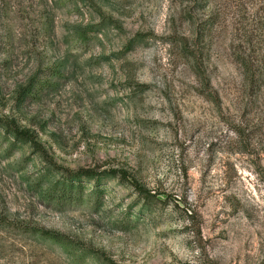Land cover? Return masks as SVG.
Segmentation results:
<instances>
[{
    "label": "rangeland",
    "instance_id": "obj_1",
    "mask_svg": "<svg viewBox=\"0 0 264 264\" xmlns=\"http://www.w3.org/2000/svg\"><path fill=\"white\" fill-rule=\"evenodd\" d=\"M0 264H264V0H0Z\"/></svg>",
    "mask_w": 264,
    "mask_h": 264
},
{
    "label": "trees",
    "instance_id": "obj_2",
    "mask_svg": "<svg viewBox=\"0 0 264 264\" xmlns=\"http://www.w3.org/2000/svg\"><path fill=\"white\" fill-rule=\"evenodd\" d=\"M13 134L17 137V138H22V139H25L27 141H33L31 138H30V135L28 134V132L24 131V130H20L19 128L17 127H12L11 128ZM114 171H117L119 172L120 174H122L123 176H128L127 172L125 170H114ZM137 187H139V184H137L136 181L133 182ZM142 189V188H141ZM43 234L53 240H56L60 243L63 242V240L61 238H59V235L54 233V232H51V231H44Z\"/></svg>",
    "mask_w": 264,
    "mask_h": 264
}]
</instances>
